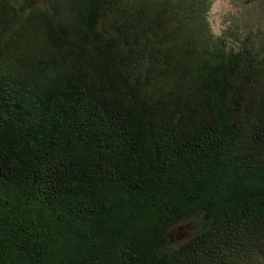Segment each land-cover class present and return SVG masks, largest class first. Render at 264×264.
Instances as JSON below:
<instances>
[{
  "label": "trees",
  "instance_id": "obj_1",
  "mask_svg": "<svg viewBox=\"0 0 264 264\" xmlns=\"http://www.w3.org/2000/svg\"><path fill=\"white\" fill-rule=\"evenodd\" d=\"M213 3L0 0V264H264V16Z\"/></svg>",
  "mask_w": 264,
  "mask_h": 264
},
{
  "label": "rangeland",
  "instance_id": "obj_2",
  "mask_svg": "<svg viewBox=\"0 0 264 264\" xmlns=\"http://www.w3.org/2000/svg\"><path fill=\"white\" fill-rule=\"evenodd\" d=\"M252 14V17L264 16V0H214L210 12V22L215 35L222 37L230 29L239 17ZM172 237L178 242L186 239L182 230L173 232Z\"/></svg>",
  "mask_w": 264,
  "mask_h": 264
}]
</instances>
